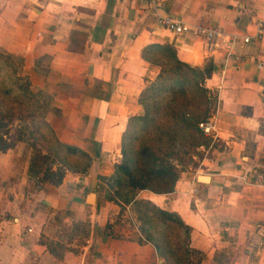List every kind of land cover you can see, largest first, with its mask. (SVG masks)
I'll use <instances>...</instances> for the list:
<instances>
[{
	"label": "crops",
	"instance_id": "0c3cea01",
	"mask_svg": "<svg viewBox=\"0 0 264 264\" xmlns=\"http://www.w3.org/2000/svg\"><path fill=\"white\" fill-rule=\"evenodd\" d=\"M165 16L223 36L212 43L192 32L177 36L160 22ZM260 21L264 0H0V49L23 57L32 89L51 98L47 120L58 137L93 157L88 172L38 186L24 144L0 152V264H167L140 242L138 227L114 224L121 208L101 179L113 174L128 120L160 72L142 58L155 43L173 44L192 66L212 67L205 83L221 146L185 168L174 192L145 190L139 198L182 217L191 246L204 253L201 264H264ZM77 226L89 231L84 242ZM51 243L64 249L61 258Z\"/></svg>",
	"mask_w": 264,
	"mask_h": 264
},
{
	"label": "trees",
	"instance_id": "16d2710c",
	"mask_svg": "<svg viewBox=\"0 0 264 264\" xmlns=\"http://www.w3.org/2000/svg\"><path fill=\"white\" fill-rule=\"evenodd\" d=\"M142 58L159 66L160 72L139 97L141 112L128 120L121 139L122 157L113 174L101 179L111 200L120 206V215L127 209L135 214L140 242L154 245L167 264H201L204 253L191 246V227L177 212L139 194L174 192L185 168H195L213 145L214 137L200 127L211 120L215 109L205 83L213 69L180 60L173 44H149ZM23 69V57L0 49V152L19 143L27 145L29 175L37 178L38 186L60 185L67 172H88L92 155L58 137L47 120L51 98L32 89ZM36 70L43 71L38 66ZM49 247L63 256L64 249L57 250L52 243Z\"/></svg>",
	"mask_w": 264,
	"mask_h": 264
},
{
	"label": "built area",
	"instance_id": "2783aa9c",
	"mask_svg": "<svg viewBox=\"0 0 264 264\" xmlns=\"http://www.w3.org/2000/svg\"><path fill=\"white\" fill-rule=\"evenodd\" d=\"M160 22L162 23L164 27L171 30L177 36L192 32L196 36L204 37L210 43L214 42L216 39L223 36V33L219 30H211V29H206V28H201V27L194 28L190 24H187L182 21H178L177 19H174L169 16L162 17L160 19ZM258 26H259L258 36H262V34L264 33V23L260 21L258 23ZM243 40L246 43L250 42L251 37L250 36L244 37ZM229 54L233 56V53L231 51ZM235 58L238 61L243 59L241 55H236ZM200 127L204 130L206 134L213 135L214 125L211 120L201 123Z\"/></svg>",
	"mask_w": 264,
	"mask_h": 264
},
{
	"label": "rangeland",
	"instance_id": "374dc122",
	"mask_svg": "<svg viewBox=\"0 0 264 264\" xmlns=\"http://www.w3.org/2000/svg\"><path fill=\"white\" fill-rule=\"evenodd\" d=\"M21 144H24V143H21ZM21 144L19 143L18 145H21ZM220 144L221 143L218 142V141H216V140H214V142H213V146H216L217 148H220L219 147V146H221ZM25 147H26V149H25V155L28 156L29 153H30V156H31V150H30V148L27 145H25ZM22 160L23 161L26 160V157L22 158ZM200 161H199V163H198V165L196 167H198L200 165ZM188 168H194V167H188ZM33 178H34V180L36 182V179H35L36 177H33ZM114 224H117L120 227H125L128 224L132 225L131 227H135V228L136 227H139V222L137 221L135 214L133 212H131L129 209H127L126 211H124V213H122L120 216H118V218H117V220L115 221ZM76 228H80V227L77 226ZM82 230H86V229L85 228H81V230H75V235L76 234H79L80 235V238H77L78 239V243H80L81 241L84 242V239H83V237H84V231H82ZM121 235H124L125 236L124 233H122ZM129 236L132 237L133 235L130 234Z\"/></svg>",
	"mask_w": 264,
	"mask_h": 264
},
{
	"label": "bare ground",
	"instance_id": "6f19581e",
	"mask_svg": "<svg viewBox=\"0 0 264 264\" xmlns=\"http://www.w3.org/2000/svg\"><path fill=\"white\" fill-rule=\"evenodd\" d=\"M200 179H201V180H204V181H208L209 178L206 177V176H201Z\"/></svg>",
	"mask_w": 264,
	"mask_h": 264
},
{
	"label": "water",
	"instance_id": "95a60500",
	"mask_svg": "<svg viewBox=\"0 0 264 264\" xmlns=\"http://www.w3.org/2000/svg\"><path fill=\"white\" fill-rule=\"evenodd\" d=\"M89 200H90V202H93L92 194L89 196Z\"/></svg>",
	"mask_w": 264,
	"mask_h": 264
}]
</instances>
